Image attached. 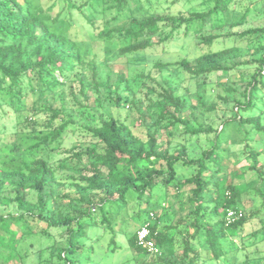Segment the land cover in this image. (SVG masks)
Segmentation results:
<instances>
[{"label": "trees", "instance_id": "trees-1", "mask_svg": "<svg viewBox=\"0 0 264 264\" xmlns=\"http://www.w3.org/2000/svg\"><path fill=\"white\" fill-rule=\"evenodd\" d=\"M154 1L0 0V110L14 120L0 131V264H94L101 228L126 264H264V0L177 13ZM177 44L194 55L163 61ZM154 54L189 85H147L139 106L111 63ZM146 222L159 253L138 244Z\"/></svg>", "mask_w": 264, "mask_h": 264}, {"label": "rangeland", "instance_id": "rangeland-1", "mask_svg": "<svg viewBox=\"0 0 264 264\" xmlns=\"http://www.w3.org/2000/svg\"><path fill=\"white\" fill-rule=\"evenodd\" d=\"M154 9H158L159 11H166V12H172V13H177L180 11L186 12L188 10L192 9H207L209 7L208 3H205L203 0H155L154 3L152 4ZM258 8L260 9L261 6L260 4L258 5ZM234 42L230 40H217L214 44V48H222L224 46H230L233 45ZM245 45V43L243 44ZM193 46L192 45H185L184 47L181 46V44H177L175 46L168 47V53H166L163 58L160 57L159 55H150L147 57V59L143 58H131L130 60H133L136 63H127V59H122L120 62L114 61V63H111V67L113 68V76L116 75V73L120 71H127L128 75L131 76V83L133 86V90L135 92L136 98L139 100V106L140 105H147L149 102V98H151L153 95L149 93L147 85L150 87H154L157 85V81H162L164 78H168L170 80H174V82H179L182 88H186L189 85V81L187 78H185V74L177 68H172V69H164L159 72L158 69L152 68L153 62L156 61L157 59H161L163 61H166L168 59L171 60H177L181 58L182 56L185 55H190L193 56L195 52H193ZM115 53L114 51L109 52V54H106V57L112 58ZM104 57L103 59H105ZM114 60V59H113ZM141 60V62H140ZM140 62V63H139ZM104 70L106 69L103 66ZM152 72L153 76L155 77L154 81L150 78H143V77H138V79L134 80L133 76L137 73H148ZM214 81L218 82H225V81H231L236 79V74L235 73H218L212 76ZM144 82V83H143ZM216 83V82H215ZM229 114V113H228ZM134 117L141 118V116L136 112V109L133 111ZM13 114L11 111L4 112V110H0V131H6V130H11L14 128V120L12 121ZM159 139L163 144L167 143L168 140V134L165 132V130L159 129ZM78 135L71 134L66 141V148H70L71 145L74 143H77L79 141ZM241 138L242 136L239 135L238 133H234L232 136V139L235 140V138ZM207 141L202 140L201 144L197 146H192V150L196 153L197 151H200L203 144H205ZM198 148V149H196ZM231 148L234 152H237L240 154L242 144L240 143L239 139H236L235 142L231 145ZM64 154L57 155L56 158L63 157ZM240 158H242V161L240 164H238L237 168H246V160L239 155ZM235 157H232V160H234ZM61 173V172H60ZM252 184H255L253 182ZM178 204L173 206V209H177ZM141 220V217L136 216L134 217L133 221H139ZM258 224L257 223H252L247 227V232L252 231L253 229L257 228ZM94 238L91 240L92 246L94 247V252L92 254V262L94 264H126L125 263V257L129 256V252L126 249V247L118 248L115 252L112 250L108 251V243H109V236L107 233H104V230L101 229H95L94 230ZM248 237L245 236L243 239L237 241L239 243L247 241ZM90 242V244H91ZM242 245V244H241Z\"/></svg>", "mask_w": 264, "mask_h": 264}, {"label": "built area", "instance_id": "built-area-1", "mask_svg": "<svg viewBox=\"0 0 264 264\" xmlns=\"http://www.w3.org/2000/svg\"><path fill=\"white\" fill-rule=\"evenodd\" d=\"M239 215H242V213H240ZM151 216L153 217V214H151ZM236 218L237 212L235 210H230L227 215L228 221L232 222ZM149 224L150 222H146L139 228V230L137 231V240L138 244L146 248L149 253L156 254L160 252V248L151 238V229Z\"/></svg>", "mask_w": 264, "mask_h": 264}]
</instances>
